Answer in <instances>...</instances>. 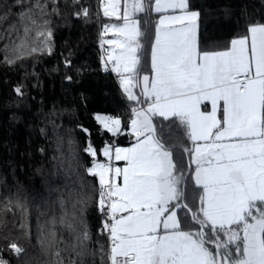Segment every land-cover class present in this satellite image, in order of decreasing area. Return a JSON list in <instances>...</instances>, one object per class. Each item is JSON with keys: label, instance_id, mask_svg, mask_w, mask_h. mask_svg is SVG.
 Here are the masks:
<instances>
[{"label": "snow or ice", "instance_id": "snow-or-ice-1", "mask_svg": "<svg viewBox=\"0 0 264 264\" xmlns=\"http://www.w3.org/2000/svg\"><path fill=\"white\" fill-rule=\"evenodd\" d=\"M35 7L43 13V4ZM151 7L160 16L150 73L142 76L138 53L145 34L133 17L146 10L145 0H131V11L126 7L122 17L111 3L104 9L106 16L124 21L105 28V34L111 30L124 37L103 42L121 49L109 55L116 62L112 71L119 74L127 99L141 106L132 108L133 146L105 147L109 163L94 159L86 169L88 176L98 177L100 234L108 241L107 248L99 245L101 264H264V24L249 25L245 35L222 49L201 50L199 12L189 11V0H153ZM82 14L87 16V9ZM21 17L37 23L26 13ZM30 31L25 24L15 59L23 58ZM37 36L50 54L51 31ZM156 117L162 118L159 124ZM96 120L113 136L121 131L119 118L97 115ZM163 121L191 142L184 149L194 165L189 176L177 174L175 145L165 140ZM69 151L76 160L75 151ZM85 151L97 156L91 145ZM113 159L126 165L114 167ZM68 227L74 235L70 249L55 247V232L39 241L42 252L54 257L50 264H85L87 255H96L87 228ZM8 247L17 257L25 251L15 242ZM65 251H70L67 259ZM0 264L8 262L0 259Z\"/></svg>", "mask_w": 264, "mask_h": 264}, {"label": "trees", "instance_id": "trees-1", "mask_svg": "<svg viewBox=\"0 0 264 264\" xmlns=\"http://www.w3.org/2000/svg\"><path fill=\"white\" fill-rule=\"evenodd\" d=\"M145 2L147 10L138 18L145 34L138 53L141 76L150 73L157 24V14L151 12L153 0ZM38 3L44 5L43 13L35 7ZM101 3L0 0V259L8 264H50L54 257L42 252L39 241L55 232V247L70 249L74 235L68 225H82L92 237L89 248L96 255H87L85 264H101L100 243L107 248L106 235L100 234L104 218L98 210V178L86 173L94 158L85 149L89 141L101 156L109 144L130 145L128 135L113 136L98 124L95 115L117 117L126 130L132 108L139 104L127 99L119 74L109 71L100 58L99 28L110 21ZM189 10L199 12L201 50L222 49L233 38L245 35L249 25L264 24V0H189ZM21 13L37 23L30 24ZM25 24L31 31L23 58L15 59L13 49L25 39ZM40 30L52 33L50 54L41 43L43 37L37 36ZM32 47L43 51L32 53ZM155 121L159 124L162 118ZM170 124L163 121L164 138L175 145L177 174L186 176L190 166L194 168L184 151L191 148V142L174 125L168 127ZM187 195L191 202V181ZM10 242L25 250L21 257L8 247ZM62 255L67 259L70 251ZM71 258L75 259L74 254Z\"/></svg>", "mask_w": 264, "mask_h": 264}, {"label": "rangeland", "instance_id": "rangeland-1", "mask_svg": "<svg viewBox=\"0 0 264 264\" xmlns=\"http://www.w3.org/2000/svg\"><path fill=\"white\" fill-rule=\"evenodd\" d=\"M102 1H104L105 2V4L106 5H108L109 3H111V4H113L115 7H116V9H117V13L122 17L123 16V12H124V10H125V8L126 7H128V9H129V11H131V8H130V3H131V0H102ZM145 4H146V2H145ZM105 5V6H106ZM105 6L103 7V10L105 9ZM146 10H147V4H146ZM146 10L144 11V12H146ZM109 11H111V8H109ZM144 12H141V13H136L135 15H134V19H137L138 20V18H139V16L141 15V14H143ZM104 15H105V13H104ZM106 16V15H105ZM110 21H109V23H110V25L111 26H113V25H116V26H120V25H122L123 24V19H117V16L116 15H108V16H106ZM122 38H118V36L116 37L115 35H114V33L112 32V31H110V40H123L124 39V37L123 36H121ZM112 49H115V48H112ZM117 49H118V47H117ZM115 56H116V54H115ZM126 75H128L127 73H126ZM134 91L137 93V94H139L140 93V88H135L134 89ZM97 115H102V116H110V117H113V118H117V117H114V116H111V115H108V114H102V113H99V114H96L95 115V118H96V116ZM133 118V117H132ZM131 118V119H132ZM131 119H130V123H131ZM97 121V120H96ZM98 122V121H97ZM122 123V122H121ZM129 123V124H130ZM98 124L104 129V130H106L104 127H103V125L102 124H100L99 122H98ZM123 129V127H122V124H121V130ZM107 131V130H106ZM117 136V135H116ZM135 143V142H134ZM133 143V144H134ZM132 144V145H133ZM131 145V146H132ZM106 147H112L113 149L114 148H116V147H114L113 145H107ZM117 147H119V146H117ZM125 148V147H124ZM93 149H95L94 147H93ZM96 150V149H95ZM97 151V150H96ZM102 156H103V158L102 159H100L99 158V156H98V153H97V156L94 158L95 159V161L96 162H100V163H109V161L104 157V155H103V150H102ZM107 160V161H106Z\"/></svg>", "mask_w": 264, "mask_h": 264}, {"label": "built area", "instance_id": "built-area-1", "mask_svg": "<svg viewBox=\"0 0 264 264\" xmlns=\"http://www.w3.org/2000/svg\"><path fill=\"white\" fill-rule=\"evenodd\" d=\"M80 1V0H78ZM105 2L102 1L101 7L103 8L105 6ZM108 27L111 28V25L109 22H102L101 26L99 28V47H100V58L104 61L109 71H111L113 74H118L117 72L112 71L113 67L115 66V62L109 60V55L111 53L112 47L111 45L107 43H103L104 41H107L110 39V31L109 30L105 34V28Z\"/></svg>", "mask_w": 264, "mask_h": 264}, {"label": "crops", "instance_id": "crops-1", "mask_svg": "<svg viewBox=\"0 0 264 264\" xmlns=\"http://www.w3.org/2000/svg\"><path fill=\"white\" fill-rule=\"evenodd\" d=\"M153 4V3H152ZM189 11H192V10H189ZM151 12L153 13V14H157V22H158V19H159V16H160V14H158V13H156L154 10H153V8L151 7ZM178 14V13H177ZM197 25H198V27H197V41H198V31H199V19H198V21H197ZM116 37H117V35L116 34H114ZM118 38H122L121 36H118ZM110 40V39H109ZM111 47L112 48H115V49H112L111 50V53H110V55H112V56H115V54L117 55L120 51H121V49L118 47V49H117V47L115 46V45H111ZM110 61H113V62H115V60H110ZM116 63V62H115ZM148 74V73H147ZM125 75H126V73H125ZM122 124V123H121ZM122 127H123V125H122ZM124 134H126V135H128L130 138H131V140H132V143L130 144V145H128V146H119V147H122V148H128V147H131V145L135 142V137L134 136H132L131 135V127H130V124H129V127H128V129H124V127H123V129L117 134V136L118 135H124ZM114 147H117L118 145H113ZM133 146V145H132ZM106 147V146H105ZM104 147V148H105ZM104 148L102 149V150H104ZM102 150H101V156H99V158L100 159H102L103 158V156H102ZM106 158V157H105ZM104 159V158H103ZM107 159V158H106ZM107 161V160H106ZM111 164L114 166V167H121V168H123L125 165H126V162L125 161H123V160H121V161H116V160H112L111 161ZM193 167H194V165H193ZM98 178V177H97Z\"/></svg>", "mask_w": 264, "mask_h": 264}, {"label": "water", "instance_id": "water-1", "mask_svg": "<svg viewBox=\"0 0 264 264\" xmlns=\"http://www.w3.org/2000/svg\"><path fill=\"white\" fill-rule=\"evenodd\" d=\"M138 71L140 72V74H141V66H139V68H138ZM69 80V79H68ZM67 80V81H68ZM17 92V91H16ZM141 105L139 104V106L138 107H140ZM88 145H90V142L88 141ZM190 169H191V166H190ZM190 169H189V171H188V173H187V175L186 176H188L189 174H190Z\"/></svg>", "mask_w": 264, "mask_h": 264}]
</instances>
